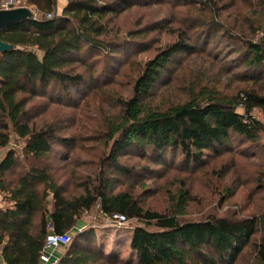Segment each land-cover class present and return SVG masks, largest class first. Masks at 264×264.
<instances>
[{
	"label": "trees",
	"instance_id": "trees-1",
	"mask_svg": "<svg viewBox=\"0 0 264 264\" xmlns=\"http://www.w3.org/2000/svg\"><path fill=\"white\" fill-rule=\"evenodd\" d=\"M5 1L0 0V6ZM22 1L35 9L34 20L0 30V41L14 46L0 53V154L6 151L0 161L4 264H40L47 220L57 234H67L94 208L102 220L122 214L128 221L143 224L133 229L127 256L104 254L95 232L84 229L71 237L57 264H237L248 248L246 264H264V172L254 186L260 195L257 204L242 218L181 220L189 199L184 186L168 196L166 214L144 210L133 194L115 190L127 185L145 189V180L131 179L153 174L155 167H174L177 155L185 171L205 167L230 153L235 143L256 147L264 157L260 143L264 135V0L242 1L250 13L244 18L235 0L224 6L219 0H66L60 15L56 0ZM157 5L186 6V11L195 12L198 16L189 20L194 34L179 35L147 61L129 97H110L117 112L105 121L101 136L106 152L98 165L101 177L84 173L77 178L76 171L84 165L76 162L69 174L74 180H59L57 174L73 163L63 149L78 146L84 138L66 135L65 128L56 124L38 127L36 117L49 104L75 108L87 94L108 89L101 71L98 75L87 71L86 76L76 67L86 66L82 57L90 59L94 53L118 57L125 42L106 40L108 22L134 8ZM230 9L228 15L239 25L224 27L219 20ZM222 30L234 46H228L231 52L223 61L214 56L212 67L218 77H229L244 87L231 91L228 85L220 87L218 81L203 77L187 85L183 97L174 103L153 106L149 97L171 74L173 59L205 54L211 35ZM240 106L242 112H238ZM255 110L261 119L254 118ZM12 138L22 145L21 160L9 150ZM247 149L240 154L249 156ZM127 158L142 161L143 166L129 167L122 162ZM22 165L28 166L24 173L18 172L25 169ZM233 194L225 189L222 199Z\"/></svg>",
	"mask_w": 264,
	"mask_h": 264
},
{
	"label": "rangeland",
	"instance_id": "rangeland-1",
	"mask_svg": "<svg viewBox=\"0 0 264 264\" xmlns=\"http://www.w3.org/2000/svg\"><path fill=\"white\" fill-rule=\"evenodd\" d=\"M219 0L222 6L230 4L233 0ZM238 14L241 18L249 17L250 13L246 11L244 0H235ZM230 2V3H228ZM66 0H56V14L60 15L66 6ZM178 7V6H177ZM186 7V6H185ZM185 7L179 9H170L167 5H157L152 7L134 8L128 12L118 15L108 22V37L125 42L120 47V55L116 58L109 56L82 57L85 62L84 67H76L79 71L86 72L94 70L95 73L101 71L102 78L108 89L87 94L78 102L75 108H65L56 105H47L45 110L36 117V125L42 126L47 124H56L62 126L66 135L82 137L84 140L79 145H73L71 149H63L69 152V161L71 165L64 168L63 173L59 175V180H74L69 174L74 163H80L81 169L76 171L77 178L81 174H89L96 178L101 177L102 171L98 167L100 157L104 156L102 132L104 131L105 121L116 114L112 108L110 97H124L131 95L133 83L139 76L144 64L152 59L158 51L174 43L181 34L193 35L195 30L190 27L189 20L197 17L195 12H188ZM18 8L29 9L33 17L36 16L34 8L26 6L22 0H6L0 6V10H10ZM233 9L222 12L219 20L224 27L236 24L235 17L228 15ZM202 17L201 15H199ZM167 23V24H166ZM166 24V25H165ZM242 29V28H241ZM225 30L211 35L208 42V49L205 54L186 57L178 55L173 59L170 67V75H166L163 82L158 83L149 97L153 106H168L177 99L183 97L184 88L191 83H199L203 77L218 81L220 87L229 86L233 91L237 88L244 87V84L230 80L229 77H218L217 71L212 67L214 56H219L223 61L224 56L230 54L229 45L234 46L225 35ZM203 38V37H202ZM95 68V69H94ZM169 76V77H168ZM100 78V82H102ZM216 78V79H215ZM226 80H228L226 82ZM37 106V105H36ZM238 112H242L239 108ZM254 118L261 119L258 110L253 113ZM86 140V141H85ZM260 143L264 144V135L260 137ZM22 145L12 138L9 150L14 151L15 156L23 158L21 153ZM232 151L219 159H213L203 168L185 171L179 167L180 156L174 163V167L167 169L155 167V173L136 177L131 180H145V189L140 187L129 188L127 186H118L115 190L125 189L140 200L144 210L157 212L160 214L168 213L170 207L169 195H176L177 191L184 186L188 192V205L183 221L197 222L203 221L210 217L215 218H242L248 216L254 210V204H257L260 195L254 192L255 182L259 175L264 172V157L256 147L232 145ZM248 148L247 154L243 156L241 150ZM6 151L0 156L3 158ZM0 157V158H1ZM127 166H143L142 161L135 158L124 159ZM57 162L56 165H60ZM23 167V165H22ZM25 169L18 168V172L24 173ZM19 174V173H18ZM137 176V175H134ZM10 180L15 178V174L8 177ZM76 180V179H75ZM234 191L233 197L222 199L224 190ZM223 200V202H221ZM84 215L82 223L84 229L93 230L97 239V244L101 242L103 246L105 233L112 231V241L116 249L110 250L109 254H116L125 258L128 253L129 241H126L124 232H131L135 227H144L142 223L129 220L128 223L120 230H113L109 227L107 218L103 220L98 218L94 211ZM103 225H107L102 227ZM100 226V227H99ZM99 227V228H98ZM71 236V235H70ZM73 236V235H72ZM71 236V237H72ZM103 249L104 246L102 247ZM106 250V249H105ZM113 251H115L113 253ZM249 248L244 251L237 264H246L249 260Z\"/></svg>",
	"mask_w": 264,
	"mask_h": 264
},
{
	"label": "built area",
	"instance_id": "built-area-1",
	"mask_svg": "<svg viewBox=\"0 0 264 264\" xmlns=\"http://www.w3.org/2000/svg\"><path fill=\"white\" fill-rule=\"evenodd\" d=\"M48 18L50 16H47ZM242 110V107H239ZM243 123L248 124L249 121L246 117L243 118ZM2 202V196L0 194V204ZM108 226L113 229L123 228L128 220L122 214H113L111 217L107 218ZM47 235L45 237V242L42 248V252L39 257L40 264H57L58 260L52 259V251L58 247H67L71 243V236L68 234H57L55 232V227L50 219L46 222Z\"/></svg>",
	"mask_w": 264,
	"mask_h": 264
},
{
	"label": "crops",
	"instance_id": "crops-1",
	"mask_svg": "<svg viewBox=\"0 0 264 264\" xmlns=\"http://www.w3.org/2000/svg\"><path fill=\"white\" fill-rule=\"evenodd\" d=\"M1 157V156H0ZM2 160V157L0 158V161ZM2 206V204H0V207ZM105 226H107V225H103L102 227H105ZM100 227V226H99ZM98 227V228H99ZM84 228H85V224L84 223H82V222H79L78 223V225L73 229V230H71L69 233H67L68 235H74L75 233H77V232H80V231H83L84 230ZM105 228H107V227H105ZM113 229V228H112ZM121 229V228H120ZM120 229H117V230H120ZM113 230H115L116 231V229H113ZM112 232V231H111ZM110 231H108V234H106L105 233V238H104V242H103V246H104V248L106 249H103L102 247V245H101V242H99V248L102 250V252H104V254H109L108 252L110 251V250H112L113 248L114 249H116L115 247H118L117 245L116 246H114V243H113V241L111 240L112 239V237H113V233H111ZM131 235H132V231L131 232H124V238H125V240L126 241H129L130 242V239H131ZM73 237V236H72ZM113 247V248H112ZM68 248L69 247H58V248H56V249H54L53 251H52V259L54 260V259H56V260H58V262L59 261H61V259L64 257V255H65V253L67 252V250H68ZM117 250V249H116ZM111 252V251H110ZM115 251H113V253H114ZM113 255H116V254H113ZM0 264H4V262H3V260H2V257L0 256Z\"/></svg>",
	"mask_w": 264,
	"mask_h": 264
},
{
	"label": "water",
	"instance_id": "water-1",
	"mask_svg": "<svg viewBox=\"0 0 264 264\" xmlns=\"http://www.w3.org/2000/svg\"><path fill=\"white\" fill-rule=\"evenodd\" d=\"M34 20L32 12L27 8L0 10V30L10 25L24 21ZM14 49V46L0 41V53Z\"/></svg>",
	"mask_w": 264,
	"mask_h": 264
}]
</instances>
